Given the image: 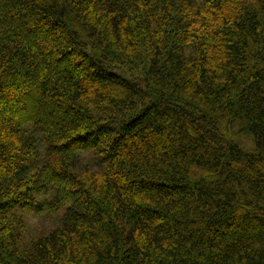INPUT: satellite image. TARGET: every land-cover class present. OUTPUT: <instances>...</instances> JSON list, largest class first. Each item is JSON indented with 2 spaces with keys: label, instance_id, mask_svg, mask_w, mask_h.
Wrapping results in <instances>:
<instances>
[{
  "label": "trees",
  "instance_id": "16d2710c",
  "mask_svg": "<svg viewBox=\"0 0 264 264\" xmlns=\"http://www.w3.org/2000/svg\"><path fill=\"white\" fill-rule=\"evenodd\" d=\"M0 264H264V0H0Z\"/></svg>",
  "mask_w": 264,
  "mask_h": 264
},
{
  "label": "rangeland",
  "instance_id": "374dc122",
  "mask_svg": "<svg viewBox=\"0 0 264 264\" xmlns=\"http://www.w3.org/2000/svg\"><path fill=\"white\" fill-rule=\"evenodd\" d=\"M33 219V218H32Z\"/></svg>",
  "mask_w": 264,
  "mask_h": 264
}]
</instances>
